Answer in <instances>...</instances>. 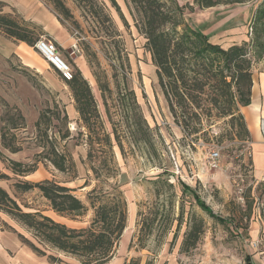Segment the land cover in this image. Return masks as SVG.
<instances>
[{
  "label": "rangeland",
  "instance_id": "374dc122",
  "mask_svg": "<svg viewBox=\"0 0 264 264\" xmlns=\"http://www.w3.org/2000/svg\"><path fill=\"white\" fill-rule=\"evenodd\" d=\"M43 1L59 14L54 0ZM61 1L70 9L71 17L60 15L59 20L77 47L63 53L52 41L71 65L73 74L78 70L89 72L88 81L105 122L103 128L94 125L92 129L111 133L115 177L110 181L120 184L123 190L128 209L126 229L131 230V234L123 233L129 237L124 238L126 245L122 250L126 264L132 260L140 264H246V256L253 252L251 224L257 213L264 219V181L259 182L254 176L249 142L232 136L236 130L231 128L228 118L217 115V110L212 111V116L198 110L203 114L207 133L186 135L176 124L159 86L147 40L136 26L138 16L130 0H115L119 8L112 0ZM193 5L198 14L194 19L218 22L213 36L226 48L251 43L257 29L264 26V0L220 3L204 9ZM195 12L186 10L189 24V15ZM42 36L51 39L46 34ZM255 72H264L263 57L255 64ZM99 82L108 85L105 93ZM128 89L135 92L138 107L132 105ZM66 112L70 118L67 122L63 119ZM42 113L46 116L41 131L36 123ZM140 117L146 120L140 122L143 129L139 127ZM14 125L19 127L13 128ZM46 131L56 147L73 156L77 172H60L40 154L52 145L45 138ZM67 132L70 136L62 140L60 136ZM87 133L89 130L80 120L72 90L58 71L50 76L25 65L16 55L0 54V172L8 175L0 176V187L25 212L40 210L69 228L91 225L95 210L87 193L98 181L88 160ZM115 135L120 137L122 146ZM5 144L19 150L12 152ZM213 150L220 152L217 167L210 164ZM11 161L26 166L38 161V169L32 174L17 176L11 170ZM101 173H105L104 169ZM45 179H55L74 188L88 210L82 215L61 216L51 209L38 190L21 192L15 188L18 181ZM86 182L91 185L83 188ZM182 183L189 185L227 223L204 211L193 192ZM0 214L48 254L79 262L78 256L64 253L47 242L40 243L26 225L1 211ZM193 229L199 233L198 241L186 251L184 242ZM122 240L123 236L118 248Z\"/></svg>",
  "mask_w": 264,
  "mask_h": 264
},
{
  "label": "trees",
  "instance_id": "16d2710c",
  "mask_svg": "<svg viewBox=\"0 0 264 264\" xmlns=\"http://www.w3.org/2000/svg\"><path fill=\"white\" fill-rule=\"evenodd\" d=\"M181 1L187 3L181 4ZM245 1L247 0H193V3L197 4L198 8L204 9L220 3ZM112 2L116 8H119L115 0ZM130 2L138 16L136 26L147 40L146 47L156 66L159 86L176 124L186 135L198 136L201 132L207 133L208 130L202 119L203 114L198 110L206 111L210 116L212 111L217 110V115L228 118L231 128L236 130L232 136L249 142L251 134L241 107L251 104L253 69L258 60L264 58V26L257 29L251 43L243 42L226 48L212 42L207 35L189 24L185 17L186 10L189 9L190 12L196 10L191 1L130 0ZM54 3L59 11V17L60 15L71 17L70 9L61 0H54ZM2 7L3 4L0 3V8ZM40 27L24 20L14 9L10 13L0 12V31L15 41L36 46L42 35L46 34ZM250 47L253 48L252 51ZM67 85L72 90L80 120L89 130L86 141L89 144L88 160L98 181L97 185L87 193L91 207L95 210L91 225L82 229L69 228L40 210L25 212L18 201L2 187H0V211L34 231V237L40 243L47 242L64 253L78 256L81 264H106L116 255L119 242L127 227V200L120 184L110 181V178L115 177L111 163L114 159L111 133L106 130L95 132L92 129L94 125L103 128L105 122L90 82L78 70L73 74V78L67 81ZM99 86L103 93L109 88L108 85L100 82ZM127 92L132 105L138 107L135 92L129 89ZM19 116L24 121V117L21 114ZM45 116L46 114L42 113L37 121L38 130L42 131L41 126ZM63 119L69 121L67 112ZM211 120V118L207 119V123L210 124ZM145 121L143 117L139 118L140 128L143 129L142 123ZM16 127L19 126L14 125L13 128ZM44 135L52 145L48 151L40 154H44V158L60 172L76 171L73 156L56 147L48 131ZM69 136L67 132L60 138L65 140ZM115 139L122 146L118 135H115ZM96 144L103 148L96 147ZM5 146L12 152L19 150L18 147L8 144ZM46 146L44 145V150ZM37 169L38 161L30 166L11 161V170L17 176L32 174ZM103 169L105 173H101ZM0 176L8 177L1 172ZM182 184L185 189L193 192L197 204L204 211L218 221L227 223L225 219L216 215L189 185ZM90 185L86 182L82 187L86 188ZM15 188L21 192L38 190L49 202L51 209L61 216L82 215L88 210L87 204L75 194L74 188L55 179L39 182L18 181L15 183ZM1 225L16 232L21 241L37 254L47 256L52 263L62 262L60 257L48 254L45 248L40 247L2 219ZM198 237L199 233L196 229L189 233L184 242L186 251L196 245ZM128 264H140V262L132 260ZM246 264H250L249 255L246 256Z\"/></svg>",
  "mask_w": 264,
  "mask_h": 264
},
{
  "label": "crops",
  "instance_id": "0c3cea01",
  "mask_svg": "<svg viewBox=\"0 0 264 264\" xmlns=\"http://www.w3.org/2000/svg\"><path fill=\"white\" fill-rule=\"evenodd\" d=\"M0 3L3 4L0 12L10 13L14 9L21 14L24 20L41 26L46 35L58 44L63 53L65 51L70 52L71 49L74 50L77 47L68 29L59 20V16L43 0H0ZM196 13L189 15L191 26L207 35L212 42L217 43L218 41L213 36V29L218 22H213L212 19L201 20L198 17L194 19V16L198 15ZM0 54L5 57H9L12 54L16 55L20 57L25 65L36 67L39 72H47L50 76L55 75L57 72L43 57L39 56L34 46H30L22 41H15L5 36L1 31ZM82 73L88 80L89 72L83 70ZM242 113L245 116L251 134L249 147L253 156L254 176L261 182L264 181V72L259 74L255 72L253 74L251 104L242 106ZM0 216L2 215L0 214ZM1 219L7 222L3 217ZM1 219L0 264H58L52 263L47 256L37 254L30 246L23 243L16 232L1 225ZM125 231L131 234L130 229L127 228ZM249 232L253 237L252 239H256L264 233V219L260 213L256 214ZM124 234L121 247L118 248L116 255L106 264H126L125 255L122 253L126 245L124 238L127 237ZM251 247L253 252L248 254L250 256V264H264V253L252 245ZM61 259L62 262L60 264H81L74 259H68L64 256Z\"/></svg>",
  "mask_w": 264,
  "mask_h": 264
},
{
  "label": "built area",
  "instance_id": "2783aa9c",
  "mask_svg": "<svg viewBox=\"0 0 264 264\" xmlns=\"http://www.w3.org/2000/svg\"><path fill=\"white\" fill-rule=\"evenodd\" d=\"M36 48L43 56V58L56 69L63 77V79L69 81L73 78V70L71 65L61 56L56 43L46 36H42L36 43ZM74 127V125H71ZM220 152L213 150L210 153V164L217 167L219 164ZM250 244L264 253V233L256 238L250 240Z\"/></svg>",
  "mask_w": 264,
  "mask_h": 264
}]
</instances>
